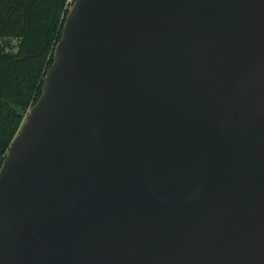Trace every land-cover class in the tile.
<instances>
[{"label": "water", "instance_id": "1", "mask_svg": "<svg viewBox=\"0 0 264 264\" xmlns=\"http://www.w3.org/2000/svg\"><path fill=\"white\" fill-rule=\"evenodd\" d=\"M62 27L0 264H264V0H74Z\"/></svg>", "mask_w": 264, "mask_h": 264}, {"label": "trees", "instance_id": "2", "mask_svg": "<svg viewBox=\"0 0 264 264\" xmlns=\"http://www.w3.org/2000/svg\"><path fill=\"white\" fill-rule=\"evenodd\" d=\"M74 0H0V166L26 111L41 94ZM15 45L3 48L1 40Z\"/></svg>", "mask_w": 264, "mask_h": 264}, {"label": "rangeland", "instance_id": "3", "mask_svg": "<svg viewBox=\"0 0 264 264\" xmlns=\"http://www.w3.org/2000/svg\"><path fill=\"white\" fill-rule=\"evenodd\" d=\"M70 8V7H69ZM68 8V9H69ZM16 44V41H14L13 39H12V41L11 42H9L6 46L7 47H10V45H15Z\"/></svg>", "mask_w": 264, "mask_h": 264}]
</instances>
